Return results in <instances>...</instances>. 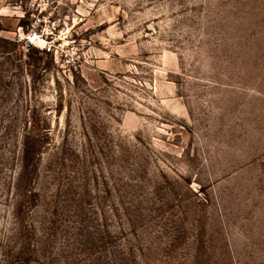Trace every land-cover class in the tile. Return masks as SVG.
Returning a JSON list of instances; mask_svg holds the SVG:
<instances>
[{
	"label": "rangeland",
	"instance_id": "1",
	"mask_svg": "<svg viewBox=\"0 0 264 264\" xmlns=\"http://www.w3.org/2000/svg\"><path fill=\"white\" fill-rule=\"evenodd\" d=\"M21 261L264 264V0H0V264Z\"/></svg>",
	"mask_w": 264,
	"mask_h": 264
},
{
	"label": "trees",
	"instance_id": "2",
	"mask_svg": "<svg viewBox=\"0 0 264 264\" xmlns=\"http://www.w3.org/2000/svg\"><path fill=\"white\" fill-rule=\"evenodd\" d=\"M32 49V48H31ZM30 49V50H31ZM33 51H38L37 49H34ZM39 52V51H38ZM39 141H43L42 138L39 136L31 135L30 133H27L24 135L23 140V147H22V153H21V159H20V174H19V185L20 188H22V184H28L30 187V180L31 176L34 174L37 168V162H35V156L39 155L40 146ZM27 194V195H26ZM36 193L34 191H26L25 195H19L21 197V201L16 205L17 213L21 210L24 203L26 202L24 199H29V202L32 201V197H34ZM23 251V248H22ZM26 260H28V257H26ZM21 263H25L24 261H21Z\"/></svg>",
	"mask_w": 264,
	"mask_h": 264
},
{
	"label": "bare ground",
	"instance_id": "3",
	"mask_svg": "<svg viewBox=\"0 0 264 264\" xmlns=\"http://www.w3.org/2000/svg\"><path fill=\"white\" fill-rule=\"evenodd\" d=\"M30 39H31V40H34V39H35V36H34V37H33V36H30ZM39 43H40V44H43L44 42H43L42 40H40Z\"/></svg>",
	"mask_w": 264,
	"mask_h": 264
}]
</instances>
